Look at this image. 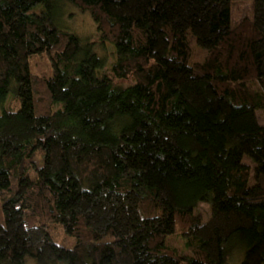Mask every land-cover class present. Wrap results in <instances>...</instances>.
I'll return each instance as SVG.
<instances>
[{
    "label": "trees",
    "instance_id": "1",
    "mask_svg": "<svg viewBox=\"0 0 264 264\" xmlns=\"http://www.w3.org/2000/svg\"><path fill=\"white\" fill-rule=\"evenodd\" d=\"M234 1L0 0V264H229L232 241L264 264V0L236 27ZM66 2L116 47L112 77L57 26Z\"/></svg>",
    "mask_w": 264,
    "mask_h": 264
},
{
    "label": "rangeland",
    "instance_id": "2",
    "mask_svg": "<svg viewBox=\"0 0 264 264\" xmlns=\"http://www.w3.org/2000/svg\"><path fill=\"white\" fill-rule=\"evenodd\" d=\"M65 5V6H64ZM61 11L59 14H56L57 26L66 30L70 33H73L80 38L86 40L89 39L94 44V52L99 56L105 59V65L102 69L99 70V76L108 75L112 77L113 75V66L117 61L116 58V47L111 43H106L105 45L101 43L98 34V28L89 12H83L77 7L66 3L60 4ZM44 9L43 5H39L33 9L35 12H39ZM253 2L247 0H238L234 1L232 6V25L233 27L238 26L244 19H253ZM192 38V37H191ZM189 39L190 45L192 47V56L189 60V64L193 65L195 63L203 62L207 51L201 48L194 39ZM30 68L32 73L50 77L53 75V70L51 63L48 60L45 54L35 55L31 58ZM117 84L123 87H128L135 84L133 79L119 81L116 80ZM13 95H10L8 98V103L6 105V111H14L20 107V101H16ZM257 116L261 124L264 125V110L257 111ZM246 163H253L248 158L244 160ZM34 176V173H31ZM254 183V177H251V184ZM197 212V211H196ZM199 212L203 215V223L209 221L212 215L210 205L201 204L199 207ZM0 223H5V217L3 213L2 203L0 201ZM50 233L54 242L58 245H61L66 248H72L75 245V238L67 235L63 229L62 225H53L50 228ZM167 245L170 247H176L179 249L182 255H189V251L185 246V241L180 236L172 235L167 239ZM247 248L246 246L239 241H232L228 245V255L227 262L229 264H241L245 259ZM27 264V263H26ZM28 264H36L34 261H29Z\"/></svg>",
    "mask_w": 264,
    "mask_h": 264
}]
</instances>
